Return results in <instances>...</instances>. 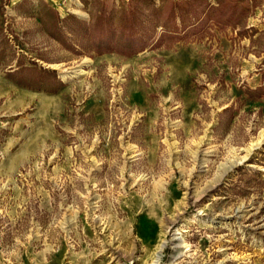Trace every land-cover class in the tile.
Here are the masks:
<instances>
[{
  "label": "rangeland",
  "instance_id": "1",
  "mask_svg": "<svg viewBox=\"0 0 264 264\" xmlns=\"http://www.w3.org/2000/svg\"><path fill=\"white\" fill-rule=\"evenodd\" d=\"M250 1L241 25L125 57L67 51L39 18L86 23L127 0H0V264H264V96L245 95L264 84V0ZM18 60L62 87L16 84Z\"/></svg>",
  "mask_w": 264,
  "mask_h": 264
},
{
  "label": "trees",
  "instance_id": "2",
  "mask_svg": "<svg viewBox=\"0 0 264 264\" xmlns=\"http://www.w3.org/2000/svg\"><path fill=\"white\" fill-rule=\"evenodd\" d=\"M211 1L127 0V7L119 5L117 9H106L100 4L86 23L73 15L59 18L55 10L44 5L45 17L39 19L51 40L67 51L80 55L89 49L95 56L116 53L129 57L163 42L201 37L208 23L217 28L241 25L252 6L250 0ZM33 64L26 67L18 60L12 80L22 87L50 94L62 87L54 71ZM245 95L250 100L263 97L264 84L247 89ZM250 174L253 179L258 177V173Z\"/></svg>",
  "mask_w": 264,
  "mask_h": 264
}]
</instances>
